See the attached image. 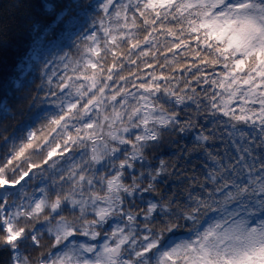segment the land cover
<instances>
[{"label":"snow or ice","instance_id":"6c2138e0","mask_svg":"<svg viewBox=\"0 0 264 264\" xmlns=\"http://www.w3.org/2000/svg\"><path fill=\"white\" fill-rule=\"evenodd\" d=\"M0 264H264V0H0Z\"/></svg>","mask_w":264,"mask_h":264}]
</instances>
